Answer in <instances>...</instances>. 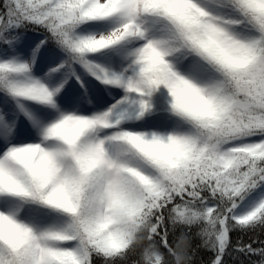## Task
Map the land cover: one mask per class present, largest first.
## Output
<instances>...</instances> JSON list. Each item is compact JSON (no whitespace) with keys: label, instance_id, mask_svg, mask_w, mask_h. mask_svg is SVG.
<instances>
[{"label":"snow or ice","instance_id":"obj_1","mask_svg":"<svg viewBox=\"0 0 264 264\" xmlns=\"http://www.w3.org/2000/svg\"><path fill=\"white\" fill-rule=\"evenodd\" d=\"M201 248L264 264V0H0V264Z\"/></svg>","mask_w":264,"mask_h":264},{"label":"trees","instance_id":"obj_2","mask_svg":"<svg viewBox=\"0 0 264 264\" xmlns=\"http://www.w3.org/2000/svg\"><path fill=\"white\" fill-rule=\"evenodd\" d=\"M34 38V37H33ZM236 236L234 235L233 236V239H235ZM245 239L247 240L248 237L246 236ZM170 240L175 243V237H170ZM200 244V240L198 238H193L192 241H191V245H192V248L195 249L197 247V245ZM207 258V254L204 252V250L201 248L199 249V251L197 252L195 258H194V261L192 262V264H201V261L202 260H205ZM169 260H171L172 258L169 257L168 258Z\"/></svg>","mask_w":264,"mask_h":264}]
</instances>
